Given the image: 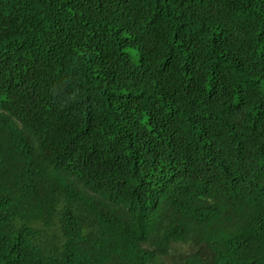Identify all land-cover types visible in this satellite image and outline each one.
Wrapping results in <instances>:
<instances>
[{"label": "trees", "instance_id": "trees-1", "mask_svg": "<svg viewBox=\"0 0 264 264\" xmlns=\"http://www.w3.org/2000/svg\"><path fill=\"white\" fill-rule=\"evenodd\" d=\"M0 264H264V0H0Z\"/></svg>", "mask_w": 264, "mask_h": 264}]
</instances>
